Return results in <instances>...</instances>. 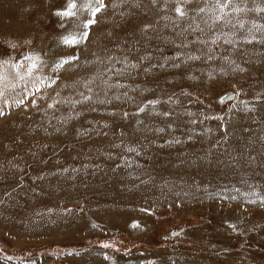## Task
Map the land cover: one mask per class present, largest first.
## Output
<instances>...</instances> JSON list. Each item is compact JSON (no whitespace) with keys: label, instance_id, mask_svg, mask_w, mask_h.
Segmentation results:
<instances>
[{"label":"rangeland","instance_id":"374dc122","mask_svg":"<svg viewBox=\"0 0 264 264\" xmlns=\"http://www.w3.org/2000/svg\"><path fill=\"white\" fill-rule=\"evenodd\" d=\"M138 2L65 45L86 12L0 0V60L42 58L0 85V264H264V0Z\"/></svg>","mask_w":264,"mask_h":264},{"label":"snow or ice","instance_id":"6c2138e0","mask_svg":"<svg viewBox=\"0 0 264 264\" xmlns=\"http://www.w3.org/2000/svg\"><path fill=\"white\" fill-rule=\"evenodd\" d=\"M125 0H112V7L117 8L121 4H123ZM136 3V6L139 7L138 0H134ZM152 3L155 4L156 0H152ZM230 0H215L214 7L209 9L212 12H216L217 9H219V13L215 15L216 20L223 19V13L225 9L229 8ZM106 7L104 0H67L66 6L62 8H57L55 10V14L57 16H60L65 21H67L68 18H80L83 13H87L86 17L80 18L78 25L75 26L73 30L67 31L66 34L61 36V42L65 45H77L81 41L87 40L89 36L90 26L94 25L96 21L97 13L101 12L102 9ZM235 12H240L242 9L239 6L233 7L231 9ZM197 11L203 12L205 11L204 8L197 9ZM175 12L183 17L186 15V12L184 11V5L178 3ZM123 15V13H121ZM243 22H241L242 24ZM63 26V25H62ZM144 28L150 27L148 24L143 25ZM254 38V37H253ZM218 39V37H213V42ZM179 55V53H178ZM25 63L26 67L22 66L19 61L13 62L11 59L9 60H0V85H3L4 81H10L11 87L16 86V82L20 81L23 82L28 78H31L36 72H38L39 68L41 67L42 58L39 56V54H30L27 57L22 58ZM78 57L76 56H65L60 57L52 64V70L55 72L56 70L64 67L69 61L77 60ZM97 60H100L99 57H96ZM108 61H112V57L106 58ZM211 59V57H209ZM227 59V57H225ZM127 62V58H125V63ZM8 66L11 67L13 70L12 72L8 71ZM112 67L111 64L105 69H103L102 72H98V74L103 77L104 72H109L110 68ZM243 71V69H241ZM119 71V70H117ZM223 71V69H221ZM47 79L50 84L56 83L57 78L52 77H42L37 76V82L33 83V87L39 89V84L43 83V80ZM92 83V77L89 78L88 81H85V87L88 88V92L91 93L92 89L91 87H88L89 84ZM101 83L104 84L105 88L112 87V84L109 83L107 79H101ZM116 86L119 87V81L116 82ZM5 96V87L0 86V98H3ZM90 97L87 95L81 94V99L87 100ZM9 101L8 99H4L3 103L7 104ZM14 103L17 105L23 104L24 99H15ZM33 104L36 103V100L32 101ZM151 103L155 104L156 101H151ZM52 105L50 104L49 107ZM139 111H143V109H138ZM3 111L0 110V115H3ZM124 115H127V113H124ZM167 115V113H165ZM261 199H264L262 197ZM105 246H108L107 242H102Z\"/></svg>","mask_w":264,"mask_h":264},{"label":"water","instance_id":"95a60500","mask_svg":"<svg viewBox=\"0 0 264 264\" xmlns=\"http://www.w3.org/2000/svg\"><path fill=\"white\" fill-rule=\"evenodd\" d=\"M232 99H233V94L232 93H228V94H226L225 96H223L221 98V102L225 103V102H228V101H230Z\"/></svg>","mask_w":264,"mask_h":264}]
</instances>
